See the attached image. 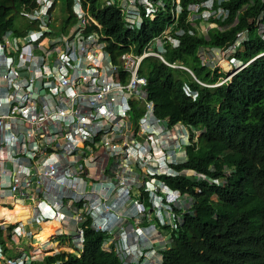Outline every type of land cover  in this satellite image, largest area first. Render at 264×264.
<instances>
[{
    "label": "built area",
    "instance_id": "2783aa9c",
    "mask_svg": "<svg viewBox=\"0 0 264 264\" xmlns=\"http://www.w3.org/2000/svg\"><path fill=\"white\" fill-rule=\"evenodd\" d=\"M228 1L195 0L188 7L186 24L190 27L179 28L183 0H172V4L168 0H102V10L119 8L129 30L140 29L145 19H157L171 5L172 26L142 53L132 49L116 63L108 50L104 24L91 2L75 0V22L62 11L56 17L53 11L59 8L58 0H37V4L23 7L20 17L26 19L27 30L21 33L11 28L0 36V205L31 202L28 223L38 229L31 232H41L46 222L60 220L57 234L68 236L67 252L83 254L90 224L108 234L105 248L116 250L123 264H163V256L156 263L153 253H159L165 240L159 237V226L143 225L146 208L138 196L148 193L164 224V211L174 210L171 203L182 206L184 197L161 178L149 175L211 178L191 170L177 172L167 163L168 153L172 158H187L184 142L179 140L173 149L164 137L168 132L170 137L181 123L169 126L168 119L157 115L156 103L147 95L148 80L140 76V70L146 58L156 57L213 88L264 56L261 52L243 65L236 58L238 49L250 40L251 29L264 39L263 11L228 45L199 48L201 62L212 74L222 72L217 67L222 58L236 68L219 85L203 83L186 66L166 61L167 47L179 48L185 35L210 38L213 28L224 31L233 26L236 20L226 23L230 9L224 3ZM187 92L191 97L198 95L197 91ZM132 102L144 108L139 118ZM119 158L131 162L121 165ZM147 158L164 160L147 163ZM136 159L145 166L135 163ZM24 236L22 226L13 228L7 242L12 252L0 242V264H39L46 255L57 252L38 258V252L19 246Z\"/></svg>",
    "mask_w": 264,
    "mask_h": 264
},
{
    "label": "trees",
    "instance_id": "16d2710c",
    "mask_svg": "<svg viewBox=\"0 0 264 264\" xmlns=\"http://www.w3.org/2000/svg\"><path fill=\"white\" fill-rule=\"evenodd\" d=\"M87 1L104 24L103 33L109 37L108 50L115 63L120 55L132 49L142 53L174 22L170 5L169 11L157 19H145L140 29L129 30L117 6L102 10V0ZM168 1L172 4V0ZM194 1L183 0L185 11L179 28L190 27L186 24L188 7ZM33 3L37 4V0H0V36L11 28L21 32L15 16ZM59 4L61 11L71 17L70 22H75V0H58ZM224 5L230 9L226 23L236 20L233 26L224 31L213 28L210 38L203 34L185 35L179 48L169 46L165 54L166 61L186 66L199 81L210 85L227 79L228 73L212 74L202 64L199 48L228 45L237 32L250 27L251 20L264 11V0H229ZM261 52H264V39L251 29L250 40L238 49L236 58L243 65ZM140 76L148 80L147 95L155 101L158 116L168 119L169 126L182 122L200 134L198 142L186 146L188 160L173 167L211 178L149 175L161 178L192 201L191 204L187 201L188 211L171 203L174 210L168 211L169 219L163 214L164 224L154 214H147H158L148 193L143 191L138 196L144 202L147 221L159 223V237L165 240L159 246L163 264H264V56L213 88L202 86L189 72L172 68L156 57L145 59ZM187 89L197 91L198 95L191 97ZM132 105L134 115L142 116L144 108L137 107V102ZM194 135L192 131V138ZM161 195L167 198L166 193ZM23 211L20 204L12 210L0 207V221L21 220ZM14 226H0L2 243L12 238ZM107 238V233L98 232L89 224L81 257L61 251L47 255L39 264H53L57 260L63 264H123L116 250L105 248Z\"/></svg>",
    "mask_w": 264,
    "mask_h": 264
},
{
    "label": "rangeland",
    "instance_id": "374dc122",
    "mask_svg": "<svg viewBox=\"0 0 264 264\" xmlns=\"http://www.w3.org/2000/svg\"><path fill=\"white\" fill-rule=\"evenodd\" d=\"M60 11L61 10H60V4H59V8L55 11L56 17H59V14L61 13ZM15 18H16V26H17V29L27 30L28 24L26 22H24V20H26V19H23V17L21 18L20 15L15 16ZM222 62L224 63V65H222ZM225 63L228 64L229 67L226 66ZM217 67L219 68L220 71L228 73L229 77L231 75H233L235 73V70H236L235 67H231L229 65L228 59H226V58H222V61L220 62V67H219V64L217 65ZM217 85H219V84H217ZM175 128H173V131L171 132V136L170 137H169V132L164 134V137L166 138L165 139L166 144L169 145V147L170 148H173V149H174V147L178 146L179 140L182 141V142H184V143H186V139H188L190 137V134L189 133L175 134V131H176ZM172 135L176 136V139H173L175 137L172 136ZM196 141L198 142V140H196ZM187 149H188V147L184 146L182 150L185 151ZM184 151H181V152L184 153ZM179 154H181V153H179ZM167 155H169L170 158H166V159L167 160H172L171 153H168ZM150 159L153 160V162H154V160H155V162H158V160H160V159H163L164 160V158H147V163L149 162ZM119 160H120L121 165H125V166L129 165L130 162H131V159L130 158H119ZM173 160H175V159H173ZM135 163H138L139 165H141L142 168L145 166V163L143 162V160H137L136 159L135 160ZM146 171H147V169L144 172H146ZM159 200H161V199H159ZM187 201H189L190 204L192 203V201L189 198L185 197L182 200V204L183 205L181 207H186L187 206ZM8 203H9V207H11L13 209L14 208V205L12 204V202H8ZM25 204H30V202H26ZM147 210H148V212H150V207L149 206L147 207ZM31 213H32V206H30V211L29 212L28 211H23L22 212V214L25 216L26 219L19 220V225L22 226V228H24L25 233L27 235V236H24V237L21 238V241L19 243V246L20 247L26 249L27 251H30L31 250L34 253L40 251L38 253V258H41V259L44 258V254L45 253L47 254V253H52V252H56V251H63V250L70 251L69 246L67 244V241H68V236L67 235L65 236V235L57 234L56 236H54L53 238H50L45 243H41V241L39 240V238H40V234L42 235V232H38V233L35 232V231L34 232H31L32 229L36 230L35 229L36 228L35 225H32V227H31L30 224L28 223L29 220H30V218H31ZM147 214H149V215L154 214L155 219L159 223H160V220L162 222V218L160 217V214H155V213H147ZM164 214H165L166 219H169L168 211H164ZM150 223H153V222H150L149 221V224ZM159 223H157V224H159ZM3 224H5V225L11 224V221L10 222L0 221V225H3ZM39 228H41V227H39ZM42 229H43V227H42ZM50 237H52V236H50ZM62 238H64L63 241H61ZM35 244H37V245H35ZM166 244H167V242H166ZM164 248H166V247H164ZM159 249H160V247H159ZM161 258H162V256L158 252H154L153 253V259L156 260V263H159V260ZM43 262H44V260H42L41 263H43Z\"/></svg>",
    "mask_w": 264,
    "mask_h": 264
},
{
    "label": "clouds",
    "instance_id": "9594fccd",
    "mask_svg": "<svg viewBox=\"0 0 264 264\" xmlns=\"http://www.w3.org/2000/svg\"><path fill=\"white\" fill-rule=\"evenodd\" d=\"M177 123H181V122H177ZM195 130H196V132H195ZM192 131L194 132V138H192ZM184 133H189L190 134V137L188 138V139H186V143H183V145L184 146H189V145H192L194 142H196V140H198L199 139V137H200V134H198V131H197V129H194V130H191L190 129V127L189 126H185L184 124H182L181 123V127L179 128V129H177V131H176V134H184ZM199 135V137L197 138L196 137V135ZM183 146V147H184ZM187 154H188V152H187ZM173 159H175V160H173ZM186 160H188V155H187V158H183V160H180V158H172V160H167V163L170 165V166H172L173 167V165H177V164H180V163H185L186 162ZM174 168V167H173ZM177 172H182V171H185V170H188V169H185V170H182V171H179V170H177L176 168H174ZM176 176H182V175H176ZM184 176V175H183ZM184 177H186V176H184ZM188 178V177H187ZM192 179V178H191ZM0 206H2V207H6V208H9V209H12L11 207H9V205H0ZM157 213V212H156ZM159 214V213H158ZM164 214V213H163ZM16 222V223H15ZM15 222H11V224H15V226H17V225H19V220L18 221H15ZM154 224H156V223H150L149 224V222L148 221H146L145 223H143V225H145V226H149V225H154ZM3 225H5V224H3ZM157 225V224H156ZM14 226V227H15ZM158 226V225H157ZM160 229V228H159ZM13 230V229H12ZM56 234H57V231H56ZM64 240V238H62V240L61 241H63ZM108 240V239H107ZM107 240L105 241V243L107 242ZM164 242V241H163ZM162 242V244H164ZM105 243H104V246H105ZM85 246V245H84ZM63 251H65V250H63ZM59 252H61V251H57L55 254H57V253H59ZM65 252H67V251H65ZM68 253H74V252H68ZM84 253V252H83ZM160 253V252H159ZM55 254H49V255H55ZM74 254H76V253H74ZM76 255H78L79 257H81L79 254H76ZM160 255L162 256V254L160 253ZM47 256V255H46ZM45 256V257H46ZM57 262H61V260H57ZM57 262H55V263H57ZM54 264V263H53Z\"/></svg>",
    "mask_w": 264,
    "mask_h": 264
},
{
    "label": "bare ground",
    "instance_id": "6f19581e",
    "mask_svg": "<svg viewBox=\"0 0 264 264\" xmlns=\"http://www.w3.org/2000/svg\"><path fill=\"white\" fill-rule=\"evenodd\" d=\"M222 65H224L223 62H222ZM174 137L176 138V136H174ZM180 160H183V158H180ZM18 204L22 205L21 202H16L15 203V205H18ZM0 207H2V206H0ZM3 208L11 210V209L6 208V207H3ZM22 209L24 211H28L29 212V210H28V208L26 206L24 207L22 205ZM24 219H26V218H23L22 220H24ZM60 227H61V222L58 219H55L52 222H46L45 224H43V229L41 231L42 235L40 234V238H39L41 243H45L50 238H53L56 235L55 233H56L57 229H60ZM50 236H52V237H50ZM35 245H37V244H35ZM38 253H39V251H38Z\"/></svg>",
    "mask_w": 264,
    "mask_h": 264
},
{
    "label": "crops",
    "instance_id": "0c3cea01",
    "mask_svg": "<svg viewBox=\"0 0 264 264\" xmlns=\"http://www.w3.org/2000/svg\"><path fill=\"white\" fill-rule=\"evenodd\" d=\"M23 31H24V29H23L21 32H23ZM181 123H182V122H181ZM182 124H184V123H182ZM184 125L187 126L186 124H184ZM30 204H31V202H30ZM30 204H23V206H24V207L26 206V207L28 208V210L30 211V206H31ZM21 207H22V205H21ZM22 210H23V209H22ZM23 218H25V216H23ZM23 218H22V219H23ZM22 219H21V220H22ZM0 226H3V225H0ZM11 239H12V238H11ZM11 239H8V240L6 241V243H2L1 240H0V242L4 245V248L6 249L7 252H12V250L9 249L8 246H7V242H8L9 240H11ZM7 248H8V250H7Z\"/></svg>",
    "mask_w": 264,
    "mask_h": 264
}]
</instances>
